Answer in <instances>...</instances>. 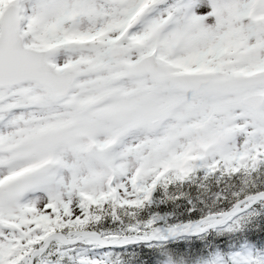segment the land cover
<instances>
[{
    "label": "snow or ice",
    "instance_id": "obj_1",
    "mask_svg": "<svg viewBox=\"0 0 264 264\" xmlns=\"http://www.w3.org/2000/svg\"><path fill=\"white\" fill-rule=\"evenodd\" d=\"M186 185L198 220L143 218ZM259 212L264 0H0V264H105L87 253ZM223 243L199 264H264V225Z\"/></svg>",
    "mask_w": 264,
    "mask_h": 264
},
{
    "label": "trees",
    "instance_id": "obj_2",
    "mask_svg": "<svg viewBox=\"0 0 264 264\" xmlns=\"http://www.w3.org/2000/svg\"><path fill=\"white\" fill-rule=\"evenodd\" d=\"M187 194L186 199L180 201L168 200L162 191L154 194L153 203L144 210L143 218L147 219L152 215H165L169 223L195 222L201 215L205 214V209L200 206L197 212L189 214L187 212V200L198 201L199 193L195 188L187 185L179 189ZM169 195H175L174 191ZM259 212L258 220L251 219L244 222L240 234L246 236L249 232H260L261 225H264V217ZM116 227V226H112ZM225 241H229L225 236L219 235L216 230H210L202 238H192L187 241L175 240L163 244L155 243H135L129 242L113 247L112 264H198L201 257H207L210 252L226 253L229 249L225 247ZM247 244L255 248V242L247 240Z\"/></svg>",
    "mask_w": 264,
    "mask_h": 264
},
{
    "label": "rangeland",
    "instance_id": "obj_3",
    "mask_svg": "<svg viewBox=\"0 0 264 264\" xmlns=\"http://www.w3.org/2000/svg\"><path fill=\"white\" fill-rule=\"evenodd\" d=\"M152 216H150L149 218H151ZM158 216L160 217V219L157 221V226L162 225V224L166 225V222H163V221H166L167 216H165V215H158ZM252 217H254V219L258 220V218H256V216H252ZM262 217H264L263 213H262ZM176 224H179V223H173V225H176ZM171 226H172V224H171ZM216 231L218 233L222 234L223 236H227V238H229L232 235L240 236L242 234V233L239 234V230L235 233H227V232H224L222 229H216ZM112 250L113 249H109V248H99V249H95L93 251H89L87 253V255L92 256L93 258L103 259L105 261V264H112V260H111L112 253H113ZM66 264H67V262H66Z\"/></svg>",
    "mask_w": 264,
    "mask_h": 264
},
{
    "label": "water",
    "instance_id": "obj_4",
    "mask_svg": "<svg viewBox=\"0 0 264 264\" xmlns=\"http://www.w3.org/2000/svg\"><path fill=\"white\" fill-rule=\"evenodd\" d=\"M182 235H187V234H180V235H178V236H182ZM169 237H171V236H169ZM169 237H168V238H169ZM108 247H110V246H108Z\"/></svg>",
    "mask_w": 264,
    "mask_h": 264
}]
</instances>
